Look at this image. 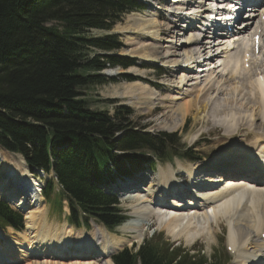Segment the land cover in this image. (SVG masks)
<instances>
[{
	"label": "bare ground",
	"instance_id": "bare-ground-1",
	"mask_svg": "<svg viewBox=\"0 0 264 264\" xmlns=\"http://www.w3.org/2000/svg\"><path fill=\"white\" fill-rule=\"evenodd\" d=\"M135 1L137 6L123 14L114 25L116 26L125 15L129 14L125 19L124 25L117 27L115 30L124 43L123 55L135 58L141 66L142 64L162 65L163 63L164 65L174 66L172 90H176L177 95L183 100V104L181 107H177L178 112L176 113L172 106L174 100L169 97L166 98L167 96L165 95L166 97L160 99V101L161 103L168 101L167 104L169 103L170 105L168 107L165 105L167 110L164 113L169 116H163L171 122L164 124V128L166 130L178 129L185 118L193 111L196 112L197 116L200 111L206 110L207 104H205L203 98L213 90V86L209 85L210 82H208L205 87L198 89L199 95H196V99H190L189 95H185V92H182L184 86L188 83L186 82V79H188L187 73L195 70L200 71L201 67H198V65L201 64L203 67H210L211 62L213 63L220 57L225 60L223 65L230 66L227 59L237 58L238 63L239 57L232 56L233 52H228L227 50L224 53L220 52L223 48L219 49L216 47L215 41L211 40L209 36L200 38L197 35L198 32H205L207 25L205 17L212 9L210 7L211 3L207 2L211 0H144L148 6L163 4L165 7L163 12L166 13L164 15H161L162 11L160 12L157 8L153 9L151 7L147 10L151 12L150 14H131L140 6L141 0ZM181 10L187 11L181 13ZM195 12L200 14H195ZM185 13L194 14V16L188 18V22H186L183 17ZM159 20H162V22ZM114 26L110 30L104 31L107 33L104 37H114L117 49L109 52L94 49L102 52L103 56L107 58H117L120 50L118 36L109 34ZM236 32L238 35H243L244 41H247V37L244 35L246 32L240 26H238ZM199 48H202L203 53L200 52ZM220 54L223 55L219 56ZM201 57L204 58L200 60ZM208 61L210 63H207ZM206 63L209 65H206ZM262 66L260 65V69L258 68L261 74L264 72ZM116 67L107 66L103 71ZM262 68L263 70H261ZM138 72L137 69L131 67L127 72H121L119 69L118 73H111V75L118 76L120 73H132L135 77H140L137 75ZM215 72L216 69L214 72H210L208 75L210 79ZM140 74L142 75V73ZM220 77L222 78L221 75ZM146 78L143 79V82L150 84V81H147ZM228 79L231 81L232 78ZM225 80H227V77H224ZM232 80L234 81V79ZM213 84L216 87L215 81ZM249 84L252 85L254 92H256L257 88H263L260 83L249 82ZM240 86L238 88H241ZM238 88L237 86L234 87L233 95L237 96L239 94L240 89ZM215 91L219 95L220 89ZM110 93L113 98L126 99L128 105L139 114H152L159 106H156L157 101H159L157 91L147 84L139 82L122 84L115 86L113 92ZM249 98L256 103L258 101L264 102V99L257 100L258 94H255L254 98L248 96ZM200 99L204 100L203 103H201ZM249 103L251 104L248 100L246 105ZM199 104L204 106L199 108L197 107ZM232 105V100H226L224 106L216 107L214 110L216 111L217 109L219 114H224L228 110L234 112ZM162 106L164 107V105ZM226 107H229V109L225 110L224 108ZM161 111L158 110L157 112ZM238 111L236 113L238 121L242 120V123L244 119L249 120L250 117L260 115V119L257 118L261 124L259 131L254 134L252 132L255 137L253 138V147L258 143H264V135H261L264 133V107L260 108L258 106L257 111L252 112L248 117L245 116V113L242 117L241 113L243 112L240 113ZM174 115L175 117H173ZM201 120L199 119V121ZM224 124L227 123L224 122ZM229 125L233 126L231 120ZM230 126L228 134H231ZM252 149L250 144H248V147L244 148L242 156L251 155L253 153ZM229 152L227 151L226 154L228 155ZM215 161L216 159L206 161L203 164L185 163V166L182 163H177V170L168 166L167 170H165L166 172L162 171L157 176L158 183L156 185L159 187L156 190V196H154L156 199L146 198L142 202L140 201V203L131 206L130 215L132 217L119 229L122 232L129 233L134 240H140L143 236L144 227L137 221L142 219L141 217L143 216L147 218L154 217L159 225L167 230L170 236L183 238L187 245H190L206 232L208 234L209 232L211 233L212 223L217 224L222 220L227 226V243L244 245L243 252L238 256L234 264H264V242H261L258 238L264 227V187L262 185L257 186L256 190L252 191L241 186L242 181L234 182L232 179H227L224 185H221L222 177H208L218 169L210 167L212 164H217L214 163ZM227 163L231 164L229 166L226 165L228 168L240 169L243 161L231 160ZM248 163L250 166H247L237 174L246 176L249 170L261 168L260 162L255 157L250 158ZM235 169L234 171H236ZM181 176L188 181L185 186L178 181ZM38 181L28 174V169L21 158L16 162L0 151V199L21 210L25 215L26 221L24 232L21 234L17 233L15 238L10 236L13 233L8 235L0 231V236L3 237V241L0 240V243H2L0 244V255H2L0 256V264H113L110 259L111 256L127 244L131 245V241L125 240L123 237L113 236L104 228L94 224L91 231L87 233L75 232V229L66 224H63L61 228L47 227L44 220L43 200L39 193L43 184H41L40 180ZM173 195H182L181 198L188 195V201L185 203L184 198L181 201L176 199L165 201L164 198L166 196ZM147 201L149 202L147 203Z\"/></svg>",
	"mask_w": 264,
	"mask_h": 264
},
{
	"label": "trees",
	"instance_id": "trees-1",
	"mask_svg": "<svg viewBox=\"0 0 264 264\" xmlns=\"http://www.w3.org/2000/svg\"><path fill=\"white\" fill-rule=\"evenodd\" d=\"M136 6L135 0H0V145L21 154L30 169L53 168L72 194L68 220L75 226L90 218L110 230L119 225L125 218L113 206L116 200L98 184L120 166L139 165L129 153L152 148L161 155L172 137L116 125L117 119L88 110L82 99V89L104 83L100 72L107 66L128 67L122 57H87V49L117 47L114 37L86 39L85 33L110 30ZM52 21L63 24L61 31L48 26ZM0 225L21 227L1 201ZM135 253L124 250L113 262L174 264L176 258L159 239L145 241ZM175 264L206 263L185 258Z\"/></svg>",
	"mask_w": 264,
	"mask_h": 264
},
{
	"label": "rangeland",
	"instance_id": "rangeland-1",
	"mask_svg": "<svg viewBox=\"0 0 264 264\" xmlns=\"http://www.w3.org/2000/svg\"><path fill=\"white\" fill-rule=\"evenodd\" d=\"M140 4H141V2H140ZM154 8L156 9V8H159V7L155 6ZM144 11H146V9ZM144 11H139V13L142 14V13H144ZM146 13L150 14L151 12L146 11L144 14H146ZM131 14H135V13H131ZM162 14L164 15V12ZM198 15H196V16H198ZM127 16H129V14L125 15L121 19V21H119L118 24L116 26H114L112 31L109 33L110 35L118 36V43L121 44V46H122L120 48V50L118 51V54H120V55H123L124 43H123L120 35H118V33L115 30H116L117 27L124 25L125 19H126ZM193 19H195V18H193ZM159 21L162 22V20H159ZM48 26L49 27H53V28H57L59 31H61V28H62L63 24L62 23H55V21H52V23H50ZM104 35H107V33H105L104 31H90V32L85 33L84 36H85L86 39H92V38H102V37H104ZM119 37H120V39H119ZM247 41H248V38H247ZM84 49H85V47H84ZM213 51H214V49H213ZM221 52L224 53L225 51H221ZM114 53H117V52L115 51ZM84 54L87 57H89L91 60H94L99 55H103L102 52L96 51V50H94L92 48L85 50ZM232 56H238V52H236V53L233 52ZM238 57H239V62H242V64H245L243 62V59H244L243 57L244 56L242 57L240 55ZM223 60L224 59L222 57H220L216 61H214L213 63L211 62V66L210 67H215V69H216V72L214 73L213 77H211V79L209 78L208 75L210 74V72H212V71L214 72L215 69L214 70L213 69L209 70L208 66L203 67V68H205L204 71H196V72L193 71L191 73H187V78L188 79H186V82H188V83L186 84V86H184L182 92L183 93L185 92L184 93L185 95L186 94L189 95L190 99H192V100L196 99V95H199L198 94V89L200 87L201 88L205 87L208 82H210L209 85L213 86L212 87L213 90H211L207 94V96H205V98H203L205 100V104H207L206 110L200 111L199 112L200 114L197 115V116H196V112L193 111L189 116H187L185 118L183 124L178 129H173V130H168L167 129L166 130V128H164V124H169L171 122L168 118H165L166 116H169V115H165L164 114V113H166L165 111L167 110L166 107H168L170 105H169V103L167 104L168 101L167 102L165 101V103H164V101L162 103L160 101V99H163L166 96H167L166 98L169 97L171 100H174L172 106H173V110L176 113L178 112L179 106L181 107L182 104H183V100H181V97H179L177 95L178 93L176 92V90L175 89L172 90V87H173V83H172L173 82V79H172L173 73L172 72L174 71L173 70L174 66H171L169 64H165L164 65V63L163 64L159 63V64H162L163 66L162 65H155V66L148 65V66H146V64H142L144 66H142L141 68L146 70V71H144V70H142L140 68L139 69L137 68V65H140V64L137 63L138 60H137V62L133 61L134 65H135V62H136V66L132 67V68L137 69V71L142 73V75L139 72L137 73V75H139L140 77H136L137 80L135 82L147 84V85H149L152 88V86L149 83H144L143 82V79H145V77H147L146 78L147 81H150L151 83H154V85H155V87L157 89L156 91H159V92H157L159 101H157V103H156V106H158V105L159 106H158V109L155 112H152V114L151 113L150 114H146V115L139 114L131 106L128 105V102H127L126 99H120V98L111 97V93L110 92H113V88L115 86H120L122 84H130V83H127L126 81L122 80V77H119L121 75H125L124 73H120L118 76L111 75V73H118L119 72V68H117V67L113 68V69H110V70L103 71L100 74L104 78V83L103 84L96 85V86H91L89 88L82 89V99H85V101L87 102L88 110H90V111H92L94 113H100V114L103 113L105 115V117L108 118L109 121H113V120L117 119L118 122H116V125H119L120 123H122V124L126 123V125H131L132 128H137L138 130H141V129L142 130H146V131L154 133L156 135H158L160 132H163V131L170 132V133L176 132L178 134V136L180 137V145H181V147H184V148L192 147L193 148V146H192L193 142L194 141H199V143L197 144V146H198L197 148H200L202 146L207 145L208 141H220L221 140V138L223 137L225 131L224 132H220L218 130V126L220 124H224V122L227 123V118H228V116L230 114L232 115L231 116V122H234L235 118L238 119V116H237L236 113L239 110V107H240V113L243 112V113H241L242 117L244 116V113L246 114L245 116L248 117L250 114H252V112L257 111L258 106L260 108L264 107V102H259L258 101V103H256L253 99H250V98L248 99V94L244 93V89L247 88L246 85L243 86V84H242L240 86L241 88H238V86H237V88L240 89V92H239L240 95L238 93H235V94H238L237 96L233 95L234 87H235L234 84H238V83L241 84L242 82L244 83V81H246V80H239L240 77L238 75H235L234 78H232L231 75H229L230 72H228L227 76H225V77H227V82H228L229 86H226V88H224V89H222L223 86L221 88H217V85L219 83H221V79H222L220 77V75H221L220 73L225 71L226 67H227V70L229 68V66L223 65ZM237 64H235V67L237 66ZM207 65H209V64H207ZM262 65L263 64H261V66ZM250 66H251V64L249 65V67ZM262 67L264 68V65ZM167 68H170V69L172 68V69L170 71ZM263 68L261 70H263ZM234 70L237 71L238 69H234ZM254 72H256V71H254ZM215 76H216V78H215ZM254 76L255 75L252 76V75L248 74L247 80L253 79V83H254ZM129 78L133 79V77H129ZM228 78H232V79H235V80L233 81L231 79V81H232L231 82ZM214 81L216 82V84H215L216 87H214V84H213ZM216 89H220L219 95H217L218 92L215 91ZM229 89H231V90H229ZM159 93H161V94L159 95ZM224 98L225 99L228 98V99H231L233 101L232 107L234 109L233 111L235 112V114H234V112H231L230 110L226 111V113H224V114H219L217 112V109H216V111L214 110V108H216V107L224 106V103L226 101ZM170 99H168V100H170ZM259 99H264V97L262 95H258V99L257 100H259ZM200 100H201V103H203L204 100H202V99H200ZM248 100L251 102V104L249 103L250 106H249V104L246 105V102ZM162 105H164V107ZM165 105H166V107H165ZM228 105H230V104H228ZM202 106H204V105L203 104L202 105L201 104L197 105V107H199V108H202ZM212 109H213V111H211ZM224 109L225 110L229 109V107H226ZM128 110H130L131 113H129ZM158 110H162V111L161 112H157ZM163 115H165V117ZM214 115L216 116V122H215L216 125L213 126L212 125L213 124V120L211 119V117L214 116ZM173 117H175V115ZM257 118L260 119V115H255L254 117H250L249 120L244 119V122L247 123V125L244 126V127H243V124H242V120L238 121L237 126L239 124H241L240 128L238 129L239 132L237 133L240 136V138L243 137V136H246L245 135L246 134V130H253L251 122H253V121H254V123L258 122ZM176 119H180V118H176ZM199 119H202V120L199 121ZM206 120L209 121V122H207ZM263 120H264V118H263ZM201 122H202L203 125L199 124ZM219 122H221V123H219ZM217 123H219V124L217 125ZM204 125H207V126H204ZM260 125L261 124L259 123L258 126H260ZM210 126H213V128L210 131H207V130H209L211 128ZM230 127H232V126H230ZM228 131H229V129L226 131V134H228ZM258 131H259V128L255 132H253V134L254 133H258ZM231 132L232 131H230V133ZM198 134L200 135L199 138L197 137ZM261 135H264V133H262ZM248 137L251 140L253 138H255L254 136H253V138L251 136H248ZM253 141H254V139H253ZM253 141H249V143H248V144H250V148L253 147ZM214 150L215 149H213L212 151H210L208 153V152H202L199 149L195 150V148H194V152L191 155V159L198 158L199 157L198 156V154H199L198 152L207 153L208 155H210V154H212V152ZM0 151L5 153V154H7V156H9L11 159H13L16 162L18 161V159L21 158L23 160V162L26 163V161L22 158L23 156L21 154H19V153H10V152L4 150L1 147V145H0ZM118 153H120V152H118ZM229 154H231V152H229ZM215 157L216 156H214L210 160H207V162L208 161H212L214 159H217V157L216 158ZM178 161H182L181 163L185 166V163H186V162H184L185 160H178V159H174L172 161V165L176 166ZM26 166H27L29 174H31V172H37V173L43 172V170H37V169L31 170V169H29L27 163H26ZM167 168H168L167 163H163L160 166L159 165L156 166L155 174L152 177L148 173V170L145 169L142 172H140L138 175H136L135 177H132L131 179H128V180L122 182V183L135 184L133 187L117 191V195L120 194L121 196H123L120 199L121 200V206L123 207V209L126 210V209L129 208V206H133L134 204L136 205V201L140 200L141 198L145 199V198L149 197V199H150V197L152 196V194L154 192L155 186H157V185L154 184V183H156V181L154 179H155L157 173H159L160 171L166 172L165 170H167ZM142 175L143 176H147L148 178L147 179H141V177H143ZM51 180H54V178H53V176L50 173L48 175H44V178L42 179V182L44 184H46L48 181H51ZM178 180L181 182L180 179H178ZM142 183L144 185H141ZM150 183H151V185H150ZM146 184H148V185H146ZM116 187H118V186H116ZM137 189H139L138 193L135 191ZM140 189H142V191ZM55 217H56L55 219H50L48 215H45L44 220H45V223H46L47 227H49V228H61L63 224H66V222H63V223L60 222L59 223L58 222V216H55ZM61 220H62V218H61ZM145 221H146V224L143 221V219H140V220L137 221V223H139L140 225L141 224L142 225L145 224V225H143L144 230H145L144 231V235H143L144 238L147 237V236H150L155 231L163 232L162 234H163V237H164V239L166 241L169 238L172 241H176V245H180V246L184 245L185 247H187L189 249L203 250L202 254L205 257H207L208 259L213 257L215 254L220 253L222 251L224 242L226 241V235H227L226 224L223 225L221 227V229L219 227H216L215 225L213 227V224H212L213 233H212V231H211L212 234L209 232V234H211V237L206 232L205 235H202L199 239L195 240L194 241L195 242L194 245L191 246L192 244L191 245H189V244L187 245V243L184 242L185 240L183 238H179V239L178 238H175V239L171 238L168 235L169 233L167 232V230L164 229L162 226H160L155 221V219L148 218V220H145ZM150 224H151V227H149ZM97 225H99V224H97ZM216 225L218 226V223ZM99 226H101V225H99ZM101 227H103V226H101ZM96 228H98V227H96ZM224 228H226V230H223ZM93 229H94V227H93ZM78 230H80L79 232H83V233H87V232L91 231L90 230V225H89L88 228H80ZM3 231L6 232L8 235H10V233H13V235H10L13 238L16 237L15 235H17V233L19 234V232H15V231H13L11 229H6V230H3ZM74 231L76 232V230H74ZM22 232L23 231H21L20 233H22ZM113 234L117 235L119 237H123L125 240L126 239L127 240H131L133 243H132L131 246H130V244H127L126 246H130V247H127V248H131L133 245L138 246L140 244V242H141V240H134V239L128 238V236L130 234L122 232L119 228H117L116 229V233H113ZM0 240L3 241V237H1ZM0 244H2V243H0ZM0 256H2V255H0Z\"/></svg>",
	"mask_w": 264,
	"mask_h": 264
},
{
	"label": "water",
	"instance_id": "water-1",
	"mask_svg": "<svg viewBox=\"0 0 264 264\" xmlns=\"http://www.w3.org/2000/svg\"><path fill=\"white\" fill-rule=\"evenodd\" d=\"M237 85L239 86L240 84L238 83Z\"/></svg>",
	"mask_w": 264,
	"mask_h": 264
}]
</instances>
